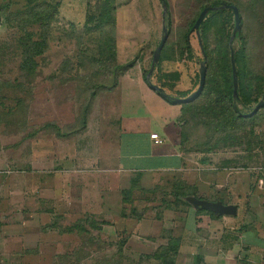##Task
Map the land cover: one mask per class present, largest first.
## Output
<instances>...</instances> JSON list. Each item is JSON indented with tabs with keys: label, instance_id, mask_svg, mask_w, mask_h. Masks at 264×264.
Here are the masks:
<instances>
[{
	"label": "rangeland",
	"instance_id": "obj_1",
	"mask_svg": "<svg viewBox=\"0 0 264 264\" xmlns=\"http://www.w3.org/2000/svg\"><path fill=\"white\" fill-rule=\"evenodd\" d=\"M106 1L0 0V153L11 156L17 164L26 151L40 146L52 154L59 142L67 145L65 140L83 136L94 108V114L99 110L108 126L106 139L116 138L118 116L136 114L150 117L152 126L167 137L163 118H167L169 106L179 108L178 147L186 163L183 172L121 173L118 179L113 175L109 194L101 190L104 177L94 170L92 192L84 200L101 205L95 206L92 214L87 212L85 218L81 215L71 227L56 228L70 235L69 251L59 264H142L122 256L123 234L134 229L127 225L133 220L160 217L163 211L180 210L193 205L194 200L245 203L247 210L253 203L256 216L264 219V107L256 116L250 115L264 100V0H226L238 7L241 16L240 32L231 43L234 19L229 12L212 13L208 20L209 25L215 20L223 26L229 50L244 48L247 53L243 72L247 73L243 80L237 75V84L238 80L243 84L249 104L238 109L254 120L240 124L244 130L233 135L221 134L223 129L232 128L230 124L218 129L215 126L226 124L229 112L221 74L225 61L213 36H208L207 59L191 29L188 39L192 54L178 58L175 53L201 8L210 7L207 5L215 0H166L165 16L160 0H113V13L108 7L112 3L107 5ZM88 20L91 22L86 26ZM163 20L169 28V60L158 72L153 69L150 81L164 86L168 96L183 99L197 90L199 65L207 62L208 78L200 97L192 104H177L150 89L149 94L161 100L154 106L138 93L137 69L127 74L117 89L109 91L118 74L117 66L139 62L142 77L147 75L161 39ZM137 73V77L130 76ZM64 166L68 171L71 165L63 164V170ZM77 199V203L82 201L81 192ZM102 225L110 226L109 236L95 233Z\"/></svg>",
	"mask_w": 264,
	"mask_h": 264
},
{
	"label": "crops",
	"instance_id": "obj_2",
	"mask_svg": "<svg viewBox=\"0 0 264 264\" xmlns=\"http://www.w3.org/2000/svg\"><path fill=\"white\" fill-rule=\"evenodd\" d=\"M87 9L88 4L85 14ZM116 53L119 61V36ZM134 69L140 76L136 88L141 90V98L146 96L154 106L159 104L161 100L149 94L152 92L142 77L139 62L119 77L113 90ZM138 73L130 76L137 77ZM94 109L83 136L65 140L67 145L59 142L52 154H46L40 146L26 151L17 164L11 156L0 153V264H59L69 251L70 235L56 228L71 227L101 205L84 200L92 192L94 170L104 177L101 190L105 194H109L113 175L118 179L121 173L183 172L186 156L178 147L179 108L166 109L163 121L168 138L152 126L150 117L136 114L117 117L115 139L105 138L108 126L99 110L95 115ZM151 134H156L162 144L155 145ZM66 163L71 165L68 171L62 168ZM79 192L82 201L77 203ZM246 205L235 204V216H218L190 205L163 211L160 217L133 220L127 225L134 227L133 231L123 234L122 256L136 258L142 264H162L160 260L164 258L171 264H264V219L256 216L253 203L248 210ZM109 228L102 225L95 233L109 236ZM111 232L115 237L114 229ZM92 234L89 228V236Z\"/></svg>",
	"mask_w": 264,
	"mask_h": 264
},
{
	"label": "trees",
	"instance_id": "obj_3",
	"mask_svg": "<svg viewBox=\"0 0 264 264\" xmlns=\"http://www.w3.org/2000/svg\"><path fill=\"white\" fill-rule=\"evenodd\" d=\"M164 2L166 3V6H167L166 0H164ZM106 3H107V5H109L110 3L114 4V1L113 0H107ZM112 4H110L111 7L110 6H108V7L111 8V11L113 13L114 10H115V8H114L115 6H113ZM223 5H234V4H228L226 2V0H215V1H212L207 6H210V7H213V8H219V7L223 6ZM203 9H204V7L201 8V11ZM237 9H238V7H237ZM167 10H168V8H167ZM222 11L229 12V15L233 17V14H232V12L230 10L219 9L217 11H213V12L209 13L206 16V18L203 20V22L201 23V25L199 27V35H200V38H201V43H200V45L202 46L201 51L205 55L206 59L208 58V51H209L208 50V45H207L208 36L209 35L213 36L212 37V41L215 42L214 44H218L220 46L219 52L222 53V57L224 58V61H225L224 67H222V69H221V74H222V77H223L224 85L226 87L225 88V93L226 94H225L224 98H226L225 105H226V108H227V110L229 112V116L227 118L228 121H227L226 124L221 125L219 123H216L215 126L218 129V128H224L228 124H230L232 126V128L223 129L221 131V134L227 135L229 133V134L233 135L234 132H237L239 130H244L245 127H240L239 126L240 124H246L248 121L253 123L254 116H256L257 113L254 116H252V118L249 119V118L243 116L241 114V112L239 111V109H238V106H242L243 108H246L248 106V104H249V98L247 96H245L244 91H243V84H241L240 81H239V80H243L242 79L243 75H246V73H247V72L243 73V72L246 71V68H245L246 66L245 65H246V61H247V53H246L244 48H242L238 52H233L236 72H237V75H238V78H239V80H238V90H237V97L238 98H236V101L233 99V86H232V71H231V62H230V50L228 49V41H229V39H228L227 35L224 36L223 33H222L223 26L222 25L221 26L218 25L215 20L213 21L214 22L213 24H211V25L208 24L209 23L208 20L210 19V16L212 15V13L215 14V13H220ZM238 11H239V9H238ZM198 16L199 15H197V17L192 21L190 26L187 28V32L185 33L184 36H182L181 43L179 44V46H176V51H175L176 57L181 58L184 55V53H186V54L191 53L192 54V50H191L189 39H188V33H189L188 31L192 28V26L195 23V21L198 18ZM239 16H240V12H239ZM111 20H114V19L111 18ZM90 22H91V20L90 21L88 20L86 22V26ZM240 27H241V16H240ZM167 33H168V38H169V28H168V26H167ZM168 38H167V40H168ZM167 40H166V43H167ZM166 43H165V45H164V47H163V49H162V51L160 53L159 62L154 67L157 70V72L160 70L161 64L163 62L169 60L167 58V55H166V53L168 51V46L166 45ZM221 45H222V47H221ZM132 66H133L132 63H130L129 65H125V66H117L118 74L116 75V77L114 79V85H113V87L111 89H113V88H115L117 86L119 77L124 75L129 69L132 68ZM205 67H206L205 84H204V88H203L202 92L200 93V95L205 90L206 83H207V78H208V73H207L208 64H207V62H205ZM198 78H199V74H198ZM144 80L146 81V75L144 76ZM158 87L162 88L163 90L165 88L162 85H159ZM158 95H160V94L158 93ZM200 95L198 97H196L192 102H190L188 104L194 103L200 97ZM164 99L168 100V101H172L171 99H168V98H164ZM92 100H93V97L88 102V105H87V109L88 110H89V108H90V106L92 104ZM253 102L256 103L257 101L253 100ZM263 107H264V105L260 109H262ZM87 109H86V112H85V118L86 119H87L86 116L88 114L87 113L88 112ZM247 119H249V120H247ZM234 126H235V129H233ZM160 261H161L162 264H171V263H169V260L166 261L165 258L161 259Z\"/></svg>",
	"mask_w": 264,
	"mask_h": 264
},
{
	"label": "water",
	"instance_id": "obj_4",
	"mask_svg": "<svg viewBox=\"0 0 264 264\" xmlns=\"http://www.w3.org/2000/svg\"><path fill=\"white\" fill-rule=\"evenodd\" d=\"M161 4H162V8H163V15L165 16L167 14V6H166V3L164 2V0H161ZM219 9L230 10L233 14L234 29H233L232 37L230 38L229 43L232 42L233 38L238 36V34L240 32V16H239V11H238L236 6H234V5H223L219 8L206 7L200 12L198 18L196 19L195 23L193 24V26L191 28V32H193V31L195 32V34L198 38L199 44H200L199 27H200L201 23L203 22V20L206 18V16L210 12L217 11ZM167 38H168L167 26L165 24V20H163L161 39H160L159 44L157 45V47L153 51L152 65H151L150 71L146 75V83L151 90L159 93L163 98L171 99L173 102H175L177 104L190 103L196 97H198L200 95V93L202 92V90L204 88L205 78H206V67H205L204 62L199 65V69H198L199 84H198L197 90L184 99H175V98L168 96L167 94H165V92L162 88H160L156 85H153L150 81L151 73H152L154 67L159 62L160 53H161V51H162V49L166 43ZM230 62H231V71H232L233 99L235 100L237 98L238 84H237V72H236L235 62H234V54H233L232 49H230ZM263 105H264V100L262 99L255 106L254 110L250 113V115H255ZM192 204H193L192 206H194L195 208H199L202 210L212 212L218 216H235L236 212H237L236 206H234V205H223L220 202H214L213 203V202H207V201H195L194 200V202Z\"/></svg>",
	"mask_w": 264,
	"mask_h": 264
},
{
	"label": "built area",
	"instance_id": "obj_5",
	"mask_svg": "<svg viewBox=\"0 0 264 264\" xmlns=\"http://www.w3.org/2000/svg\"><path fill=\"white\" fill-rule=\"evenodd\" d=\"M150 139L154 141L155 145H161L162 144V140L156 134H151ZM0 209H1V198H0Z\"/></svg>",
	"mask_w": 264,
	"mask_h": 264
}]
</instances>
